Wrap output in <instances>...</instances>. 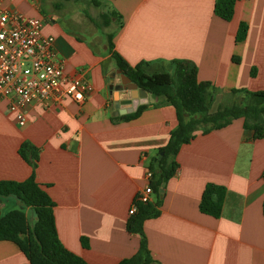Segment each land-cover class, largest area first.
Listing matches in <instances>:
<instances>
[{
    "label": "crops",
    "instance_id": "crops-1",
    "mask_svg": "<svg viewBox=\"0 0 264 264\" xmlns=\"http://www.w3.org/2000/svg\"><path fill=\"white\" fill-rule=\"evenodd\" d=\"M97 1L121 17L113 50L130 66L144 64L152 74L172 72L174 60L190 61L198 82L211 84L214 104L237 95L231 90H264V0H238L230 21L214 14L215 0ZM42 3L51 5L0 0V7L42 18L65 73L90 89L81 104L68 98L29 104L24 126L0 98V181L30 176L18 154L28 141L38 153L34 180L53 203L62 246L87 264H117L138 249L140 237L126 230L128 209L177 125L175 111L146 104L134 119L115 116L109 87L119 77L106 43L77 34L72 16L43 12ZM241 23L246 35L236 42ZM252 136L239 118L207 134L196 131L181 146L175 174L150 195L149 203L159 199L158 215L143 222L154 264H264V137ZM207 183L225 188L218 218L199 210ZM0 264L28 262L14 243L0 241Z\"/></svg>",
    "mask_w": 264,
    "mask_h": 264
},
{
    "label": "trees",
    "instance_id": "trees-1",
    "mask_svg": "<svg viewBox=\"0 0 264 264\" xmlns=\"http://www.w3.org/2000/svg\"><path fill=\"white\" fill-rule=\"evenodd\" d=\"M238 0H215L213 12L224 21L233 17L234 6ZM93 5H102L100 1L89 0ZM101 19L106 27L114 25L115 31L121 25V17L110 11L102 13ZM115 31L106 37V46L115 64V68L135 83L138 88L157 99L152 106L170 105L177 119L176 127L170 131L167 143L158 150L162 152L159 160L150 163L149 170L154 176L151 188L157 194L162 179H169L177 170L175 157L182 145L189 143L196 131L207 134L211 130L223 128L232 120L241 118L243 127L253 131L252 138L264 137V90L247 91L231 90L245 101L218 107L211 111L213 88L209 82H198L196 66L186 60L171 62L172 72L148 74L144 64L130 66L113 50L112 38ZM246 35L244 24L238 26L236 42ZM146 105H139L129 114L119 117L120 120L136 118ZM20 157L32 168L30 176L21 182L0 181V202L14 198L24 209H13L0 215V241L14 243L27 259L28 264H87L83 259L68 251L60 243L54 223L53 203L48 195L35 182L33 171L38 160L37 149L28 141L18 148ZM159 196V195H158ZM225 197V188L207 183L199 202L201 213L218 218ZM159 199L154 203L140 204L137 211L126 222L128 233L140 237L136 253L120 260L117 264H154L143 233V222L158 215ZM31 212V224L27 215ZM85 245V243H84Z\"/></svg>",
    "mask_w": 264,
    "mask_h": 264
},
{
    "label": "built area",
    "instance_id": "built-area-1",
    "mask_svg": "<svg viewBox=\"0 0 264 264\" xmlns=\"http://www.w3.org/2000/svg\"><path fill=\"white\" fill-rule=\"evenodd\" d=\"M29 1L36 4L38 0ZM43 24L42 18L26 16L14 6L0 7V98L6 100L7 112L19 126L25 124L29 104L63 98L81 104L90 89L88 81L65 73L53 50V37L42 32ZM151 178L148 170V183L136 195L128 215L149 203Z\"/></svg>",
    "mask_w": 264,
    "mask_h": 264
},
{
    "label": "rangeland",
    "instance_id": "rangeland-1",
    "mask_svg": "<svg viewBox=\"0 0 264 264\" xmlns=\"http://www.w3.org/2000/svg\"><path fill=\"white\" fill-rule=\"evenodd\" d=\"M51 5L46 3H42V10L46 12L48 10H52L55 13L60 14V16L64 19H67L69 16H72L77 24V29L79 31V35L81 33L86 34L89 37H95L92 39L97 45L101 43H106V37L108 34H111L115 31L114 25L106 27L103 24V20L101 19L102 13H109L110 10L103 7L102 5L96 6L91 4L85 0H50ZM55 4V6H54ZM51 6V7H50ZM53 6V7H52ZM47 13V12H46ZM147 72V70H146ZM245 101L239 94L235 96H227L224 97L222 102L212 104L210 107L211 111L216 110L218 107L230 105L233 103H240ZM264 119V118H263ZM17 200L14 198H9L5 202V206L0 208V215H4L10 210L22 208L24 211L27 212L24 207L17 204ZM31 212H28L27 218L29 223L31 224Z\"/></svg>",
    "mask_w": 264,
    "mask_h": 264
},
{
    "label": "water",
    "instance_id": "water-1",
    "mask_svg": "<svg viewBox=\"0 0 264 264\" xmlns=\"http://www.w3.org/2000/svg\"><path fill=\"white\" fill-rule=\"evenodd\" d=\"M119 77V83L116 85H110V93L113 97V108L115 110V116L124 115L134 112L139 105H146L154 103L155 99L148 92H145L131 80L122 74L119 70L115 71ZM126 91L125 97H121L120 93ZM162 152L156 157L159 160ZM166 178L162 179L161 186H164Z\"/></svg>",
    "mask_w": 264,
    "mask_h": 264
}]
</instances>
